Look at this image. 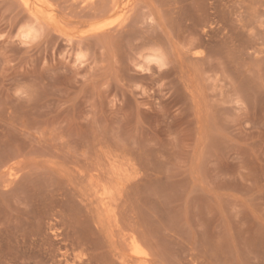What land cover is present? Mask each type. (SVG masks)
I'll return each instance as SVG.
<instances>
[{"label": "rangeland", "instance_id": "1", "mask_svg": "<svg viewBox=\"0 0 264 264\" xmlns=\"http://www.w3.org/2000/svg\"><path fill=\"white\" fill-rule=\"evenodd\" d=\"M30 1L0 0V264H264V0Z\"/></svg>", "mask_w": 264, "mask_h": 264}, {"label": "bare ground", "instance_id": "2", "mask_svg": "<svg viewBox=\"0 0 264 264\" xmlns=\"http://www.w3.org/2000/svg\"><path fill=\"white\" fill-rule=\"evenodd\" d=\"M23 1V3L25 4V6L29 9V10H32V11H34L36 14L37 13H42L43 12V7H42V5L40 4V3H32L30 0H22ZM41 2V1H40ZM93 2V1H92ZM115 2V1H114ZM45 4H46V2H45ZM113 4V3H112ZM114 4H116V2L114 3ZM111 5V4H110ZM109 5V6H110ZM117 5H118V2H117ZM111 8V7H110ZM112 9V8H111ZM113 9L115 10L116 9V5H114V7H113ZM124 9H126V8H124ZM117 10H119V9H117ZM108 12H109V9H108ZM107 12V13H108ZM39 16V15H38ZM106 194V193H105ZM133 243H132V245H131V249H132V255H133V257H137L138 255H140L141 254V250H140V247L138 246V244H137V242L136 241H134V239H133V241H132ZM132 257V256H131ZM132 257V258H133ZM139 257V256H138Z\"/></svg>", "mask_w": 264, "mask_h": 264}]
</instances>
